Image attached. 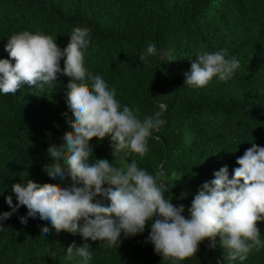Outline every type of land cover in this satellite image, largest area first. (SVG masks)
I'll use <instances>...</instances> for the list:
<instances>
[{
    "label": "trees",
    "instance_id": "obj_1",
    "mask_svg": "<svg viewBox=\"0 0 264 264\" xmlns=\"http://www.w3.org/2000/svg\"><path fill=\"white\" fill-rule=\"evenodd\" d=\"M75 26L90 29L87 71L102 75L121 105L137 110L141 119L162 106L167 121L149 138L145 157L113 155L109 136L92 138L93 155L121 167L136 159L163 180L166 197L185 205L183 215H189L199 186L214 170L227 165L231 177L237 157L251 143L264 146V0H0V58H10L5 46L14 33L50 34L63 48ZM150 42L170 49L173 60L140 61ZM201 50H227L240 59V67L227 81L214 77L204 87L189 86L185 73ZM69 80L62 74L43 89L24 85L15 94H0V212L10 210L6 196L13 182L52 183L44 171L51 162L47 148L62 146L73 134ZM26 212L21 206L3 221L0 264H76L80 258L67 260L65 249L85 242L92 264H171L147 240L150 222L143 233L122 234L116 248L85 241L79 233L56 232L38 216L22 223L19 217ZM256 223L264 239V220ZM44 227L50 228L48 237L41 234ZM215 244L209 247L205 238L195 256L180 264H228L219 235ZM234 264H264V247Z\"/></svg>",
    "mask_w": 264,
    "mask_h": 264
},
{
    "label": "clouds",
    "instance_id": "obj_2",
    "mask_svg": "<svg viewBox=\"0 0 264 264\" xmlns=\"http://www.w3.org/2000/svg\"><path fill=\"white\" fill-rule=\"evenodd\" d=\"M69 37L62 48L50 34L22 30L8 37L5 47L10 58H0V94H15L24 85L43 89L54 85L62 74L70 77L67 103L73 117V134L65 137L62 146L51 144L47 148L51 162L44 171L52 183L31 179L13 182L6 196L10 210L0 212V229L3 221L26 206V214L19 217L22 223L38 216L56 232L79 233L85 241L100 240L107 247L117 248L122 234L143 233L150 222L147 240L171 264L195 256L205 238L209 247L215 248L217 235L227 251L228 264L244 261L253 248L264 247L256 223L264 220V146L251 143L237 157L239 166L231 177L227 165L214 170L213 178L199 186L189 215H183L185 205L166 197L168 188L163 180L140 167L136 159L121 167L93 155L92 138L109 136L113 155L134 152L145 157L149 138H155L154 133L167 121L162 106L141 119L137 110L121 105L116 89L110 88L102 75L87 71V26H75ZM226 51H199L185 73V84L201 88L214 77L222 81L231 78L241 62ZM152 56L162 62L173 60L170 49H158L154 42L147 44L139 59L147 62ZM66 180L65 186H57ZM104 199L109 203L104 204ZM49 233V227L41 229L42 235L48 237ZM90 249L87 242L70 244L65 258L71 261L79 257L76 264H92Z\"/></svg>",
    "mask_w": 264,
    "mask_h": 264
}]
</instances>
